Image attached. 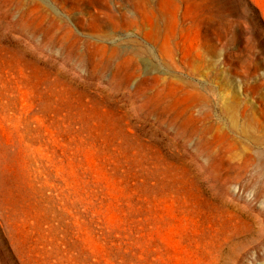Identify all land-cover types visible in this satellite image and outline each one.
<instances>
[{"label":"rangeland","instance_id":"obj_1","mask_svg":"<svg viewBox=\"0 0 264 264\" xmlns=\"http://www.w3.org/2000/svg\"><path fill=\"white\" fill-rule=\"evenodd\" d=\"M254 91L264 0H0V264H264Z\"/></svg>","mask_w":264,"mask_h":264},{"label":"bare ground","instance_id":"obj_2","mask_svg":"<svg viewBox=\"0 0 264 264\" xmlns=\"http://www.w3.org/2000/svg\"><path fill=\"white\" fill-rule=\"evenodd\" d=\"M251 69V68H250ZM245 76V75H244ZM247 76V75H246ZM255 77H256V75H255ZM252 79V78H251ZM248 80V79H247ZM245 84V83H244ZM254 88V87H253ZM243 89V88H242ZM255 90V89H254ZM241 91V90H240ZM251 91H253V90H251ZM250 91V92H251ZM215 92V91H214ZM241 93H243V92H241ZM253 93V92H252ZM251 93V94H252ZM254 93L257 95L256 96V105L255 106H257L256 108H258V110H256V111H258L259 112V118H257V117H254L253 116V121H252V118H251V120H249V122L250 121H252L253 122V124L254 123H257L258 124V126H259V124L260 123H262V122H264V94L263 95H258V93L256 92V91H254ZM241 95V94H240ZM250 95V94H249ZM203 96V95H202ZM202 96H201V98H202ZM235 96V95H234ZM245 96V95H244ZM252 96V95H251ZM200 97V96H199ZM243 97V96H242ZM246 97V96H245ZM203 98H205V97H203ZM230 98H231V96H230ZM240 98V97H239ZM252 99V98H251ZM225 100V99H224ZM224 100H223V102H224ZM226 100H227V98H226ZM237 101H238V98L236 99ZM235 100V101H236ZM229 101V100H228ZM230 101H231V99H230ZM233 101V100H232ZM234 101V102H235ZM241 101V100H240ZM248 102H249V100H247ZM246 101V102H247ZM225 102H227V101H225ZM231 103V102H230ZM233 103V102H232ZM236 103V102H235ZM243 103V102H242ZM253 103V102H252ZM238 104H239V102H238ZM228 105H230V104H228ZM240 105H241V102H240ZM234 106V105H233ZM242 106V105H241ZM254 106V107H255ZM230 107H231V105H230ZM229 107V108H230ZM235 107V106H234ZM233 107V108H234ZM253 106L250 104V103H245V106H244V109H243V111H242V117H245L246 115L248 116V114H247V111L248 110H254L253 108H252ZM238 107H236V109H237ZM242 108V107H241ZM230 109H232V108H230ZM235 109V108H234ZM236 109H235V111H236ZM226 110V109H225ZM233 110V109H232ZM240 110V109H239ZM251 110V111H252ZM227 111V110H226ZM249 112V111H248ZM253 112V111H252ZM226 113V112H225ZM228 114V113H227ZM229 114H231V113H229ZM233 114H235L234 112H233ZM233 114H231V115H233ZM238 114V113H237ZM236 114V115H237ZM250 114V113H249ZM254 114V113H253ZM252 114V115H253ZM230 115V116H231ZM235 115V116H236ZM238 116V115H237ZM223 117H225L224 115H223ZM233 117V116H232ZM231 118V117H230ZM234 119H235V117H234ZM237 119H239L238 117H237ZM243 119V118H242ZM222 120V119H221ZM244 120V119H243ZM242 120V121H243ZM226 121V120H225ZM247 121V120H246ZM222 122V121H221ZM233 122V121H232ZM231 122V123H232ZM252 122H250L249 124H247L246 125V127H248V128H245L244 129V127H243V129H240L239 128V130H236V131H234V133H235V135L237 136V137H239V138H244V139H242V140H245V139H247V140H254V141H263L264 140V131H262V130H259V131H255V132H253L254 131V129H253V131L250 129V127H252L251 125H252ZM236 123V122H235ZM234 123V124H235ZM222 124H224V123H222ZM216 125V124H215ZM221 125V124H220ZM229 125L230 124H228V126L227 127H229ZM238 125V124H237ZM222 126V125H221ZM225 126V127H226ZM240 126V125H239ZM256 126V125H255ZM261 126V125H260ZM212 127H213V125H212ZM224 127V126H223ZM224 127V128H225ZM238 127V126H237ZM261 128V127H260ZM260 128H258V129H260ZM215 129H219V127L217 128V127H215ZM220 129H221V131H222V127H220ZM229 129H231L230 127H229ZM236 129V128H235ZM225 131H226V129H225ZM225 131H224V133H225ZM216 132H218V134H220L219 132L220 131H216ZM223 132V131H222ZM227 133H228V131H227ZM223 134V133H222ZM221 134V135H222ZM230 134V133H229ZM231 135V134H230ZM233 136V135H232ZM227 137V136H226ZM229 137V136H228ZM227 137V138H228ZM237 137H233L234 139L235 138H237ZM239 138H238V141H240L239 140ZM232 140V139H231ZM237 140V139H236ZM247 140H245V142L247 141ZM252 142V141H251ZM241 143V142H240ZM264 142H262V144H263ZM251 144V143H250ZM247 145H249V143L247 144ZM246 145V146H247ZM254 145V144H253ZM253 145H250V146H253ZM257 145V144H256ZM261 146V145H260ZM245 147V146H244ZM241 148H242V146H241ZM246 148V147H245ZM263 147H261V149H262ZM242 150H243V148H242ZM245 150V149H244ZM258 150V149H257ZM256 150V151H257ZM240 151H241V149H240ZM253 151H255V150H253ZM261 151V150H260ZM263 151H264V149H263ZM243 152H245V151H243ZM247 152V151H246ZM259 152V151H258ZM262 152V151H261ZM263 154H264V152H263ZM263 158V157H262ZM51 173V172H50ZM1 198V197H0ZM4 231V230H3ZM1 232V231H0ZM2 239V238H1ZM12 240H13V238H12ZM11 240V241H12ZM11 243V242H10ZM6 245V244H5ZM4 245V246H5ZM11 245H13V244H11Z\"/></svg>","mask_w":264,"mask_h":264}]
</instances>
